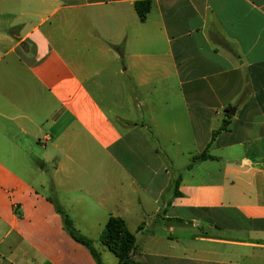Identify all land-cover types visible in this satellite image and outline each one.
<instances>
[{
  "label": "crops",
  "instance_id": "obj_1",
  "mask_svg": "<svg viewBox=\"0 0 264 264\" xmlns=\"http://www.w3.org/2000/svg\"><path fill=\"white\" fill-rule=\"evenodd\" d=\"M136 1L0 0V264H264V0Z\"/></svg>",
  "mask_w": 264,
  "mask_h": 264
},
{
  "label": "trees",
  "instance_id": "obj_2",
  "mask_svg": "<svg viewBox=\"0 0 264 264\" xmlns=\"http://www.w3.org/2000/svg\"><path fill=\"white\" fill-rule=\"evenodd\" d=\"M152 7L151 0H140L135 2V9L139 17L144 20ZM229 121L225 120L223 126L213 132V138L221 132L222 129H227ZM209 158H214L207 150L203 151L200 154H197L193 161L205 160ZM178 182V181H177ZM176 194H180L178 191ZM53 203L56 205L57 211L61 213L64 221L66 230L70 235L77 240L78 242L85 245L93 254L95 259L99 264H105L99 252L94 247V242L91 238L82 234L74 225L70 215L59 205L56 200H53ZM100 241L107 246L117 257L118 264H145L141 261H137L132 257V252L136 244V236L129 229L127 223L123 217L111 215L106 224L105 228L100 236Z\"/></svg>",
  "mask_w": 264,
  "mask_h": 264
},
{
  "label": "rangeland",
  "instance_id": "obj_3",
  "mask_svg": "<svg viewBox=\"0 0 264 264\" xmlns=\"http://www.w3.org/2000/svg\"><path fill=\"white\" fill-rule=\"evenodd\" d=\"M110 253V252H109ZM111 257L114 258V259H117L114 254L110 253Z\"/></svg>",
  "mask_w": 264,
  "mask_h": 264
}]
</instances>
